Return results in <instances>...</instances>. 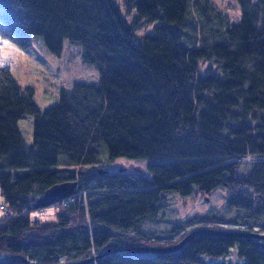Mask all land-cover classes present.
<instances>
[{
	"label": "trees",
	"instance_id": "obj_1",
	"mask_svg": "<svg viewBox=\"0 0 264 264\" xmlns=\"http://www.w3.org/2000/svg\"><path fill=\"white\" fill-rule=\"evenodd\" d=\"M238 1L241 18L231 22L212 0H125L132 20L113 0H0L3 36L26 47L42 35L57 54L65 40L81 44L100 74L41 108L33 86L0 68V194L12 214L0 217V264L84 261L109 247L118 249L86 264H202L232 246L242 264H264L256 239L211 233L177 251L123 250L154 236L141 222L164 190L194 185L205 194L226 187L232 221L264 230V0ZM144 21L158 22L138 35ZM26 114L30 144L18 124ZM121 157L143 161L145 172L111 170ZM63 181H77L72 199L32 218L36 200ZM199 219L226 220L195 215L184 226Z\"/></svg>",
	"mask_w": 264,
	"mask_h": 264
},
{
	"label": "rangeland",
	"instance_id": "obj_2",
	"mask_svg": "<svg viewBox=\"0 0 264 264\" xmlns=\"http://www.w3.org/2000/svg\"><path fill=\"white\" fill-rule=\"evenodd\" d=\"M113 1L119 6L123 16L128 20L133 19L136 13L135 9L128 11L125 0ZM212 1L222 11L227 13L228 19L231 22L240 20L242 11L238 0ZM157 22L158 21H144L136 29V33L142 35L153 31V27ZM30 40L31 44L24 47L0 33V68H9L13 77L20 84H29L33 86L35 90L34 100L41 108H47L56 104L60 99L61 88L63 86H70L74 81L92 82L99 80L100 74L98 69L94 65L85 62L82 58L83 47L81 44L65 40L61 53L57 54L48 47L42 35H31ZM206 67L207 64L205 63H202L200 66L202 71H205ZM18 124L26 141L29 144L32 143L34 116L26 114L19 119ZM102 156L104 158L107 156V150L102 153ZM121 158H118L113 162L111 170L128 169L137 174L145 172L141 167L143 161L127 159L125 157L123 159ZM239 160H243V157ZM246 160L248 159L246 158ZM163 193L165 198L161 201V205L156 215L145 218L141 222L143 233L148 234L149 232H154V236L149 240L143 237L140 241L141 243H139L141 246L174 244L180 241V239L191 230L198 226H209L210 223H216L222 229L264 233V230L260 231L257 229L258 227H255L254 230H247L241 224L232 221V218L235 217L238 209L229 205V191L224 186L216 187L208 194L201 192L197 185H194L192 192L189 194H181L174 189L164 190ZM72 195L65 198L69 199ZM63 199H60L59 201ZM71 199L72 198L68 201ZM3 203L4 198L0 194V205L2 206H0V217H4L6 208H8L3 205ZM37 208H40L41 210L36 209L31 212V217L34 219L53 217L57 210L54 203L49 206H40ZM7 214L10 216V209ZM195 215H213L226 220L221 222H211L199 219L184 226L185 222ZM180 224L182 227H180L177 232L174 233L171 231ZM254 239L264 245V238L255 237ZM112 248L114 247H109L107 249L109 250ZM0 259L8 260L6 254L3 253H0ZM62 262L65 263L64 261ZM200 262L202 264H242L244 259L239 258L238 249L232 246L229 248V253L226 256L216 258L203 255ZM29 264L35 263L30 260Z\"/></svg>",
	"mask_w": 264,
	"mask_h": 264
},
{
	"label": "water",
	"instance_id": "obj_3",
	"mask_svg": "<svg viewBox=\"0 0 264 264\" xmlns=\"http://www.w3.org/2000/svg\"><path fill=\"white\" fill-rule=\"evenodd\" d=\"M77 187V181H63L54 183L50 187H48L44 194L36 200L35 206H49L53 203L58 202L60 199L68 197L72 195ZM199 233H211V234H218V235H225L233 238H248L253 239L257 238H264V233H259L255 231H240V230H228L222 228H214L209 226H201L197 227L190 232H188L185 236H183L180 241L170 245H149V246H141V245H132L125 247L123 249L130 251L131 253H163V252H171L177 251L181 249L193 236ZM118 248L107 249L99 254L93 255L87 258L84 261H71L65 262L63 264H86L92 260H97L103 254L116 251ZM0 261H6L5 259H0Z\"/></svg>",
	"mask_w": 264,
	"mask_h": 264
},
{
	"label": "built area",
	"instance_id": "obj_4",
	"mask_svg": "<svg viewBox=\"0 0 264 264\" xmlns=\"http://www.w3.org/2000/svg\"><path fill=\"white\" fill-rule=\"evenodd\" d=\"M6 211H8V209H6Z\"/></svg>",
	"mask_w": 264,
	"mask_h": 264
}]
</instances>
